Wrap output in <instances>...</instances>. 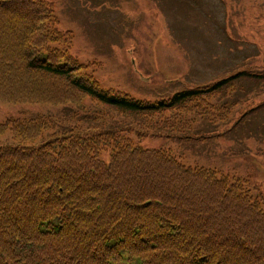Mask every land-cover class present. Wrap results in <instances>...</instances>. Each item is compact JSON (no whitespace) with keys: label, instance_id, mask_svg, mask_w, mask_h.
Returning <instances> with one entry per match:
<instances>
[{"label":"trees","instance_id":"trees-1","mask_svg":"<svg viewBox=\"0 0 264 264\" xmlns=\"http://www.w3.org/2000/svg\"><path fill=\"white\" fill-rule=\"evenodd\" d=\"M52 10L48 0H0V99L65 105L89 98L147 121L201 109L243 76L154 102L102 89L66 47L53 46L69 37ZM43 121L0 122V140L12 138L0 141V264H264V209L239 179L136 144L147 131L137 130L136 142L116 125L45 138Z\"/></svg>","mask_w":264,"mask_h":264},{"label":"rangeland","instance_id":"rangeland-1","mask_svg":"<svg viewBox=\"0 0 264 264\" xmlns=\"http://www.w3.org/2000/svg\"><path fill=\"white\" fill-rule=\"evenodd\" d=\"M48 1L56 28L62 38L69 37L53 46L66 47L83 65L81 72L102 89L154 102L181 90H204L230 75L243 76L234 88L207 96L202 108L195 109L202 117L189 107L140 121L89 98L65 105L0 99V122L42 118L48 124L45 138L72 127L105 133L116 125L117 134L134 142L140 138L136 144L142 147L165 148L185 165L239 179L264 209V0ZM230 101L238 102L234 106ZM248 106L253 110L235 123ZM220 108L225 112L219 113ZM165 121L169 127H156ZM137 130L147 134L138 138ZM201 130L209 136L214 130L223 133L189 137ZM3 137L1 142L12 140L10 133Z\"/></svg>","mask_w":264,"mask_h":264}]
</instances>
